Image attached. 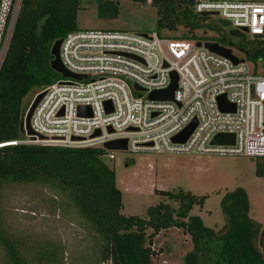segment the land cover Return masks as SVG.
Wrapping results in <instances>:
<instances>
[{
    "label": "built area",
    "instance_id": "obj_1",
    "mask_svg": "<svg viewBox=\"0 0 264 264\" xmlns=\"http://www.w3.org/2000/svg\"><path fill=\"white\" fill-rule=\"evenodd\" d=\"M21 2L0 0V69ZM191 7L226 21L232 29L264 36V0H192ZM231 51L237 62L193 37L76 27L61 37L59 55L67 69L85 76L61 75L37 88L23 114L24 119L42 93L29 118L33 133H27L23 123L21 137L0 145L101 146L103 159L113 158L115 150L264 156V73ZM171 71L178 76L173 98H149L151 90L169 85ZM231 103L234 109L227 107ZM80 105L84 112H79ZM191 122L195 124L185 140H174ZM218 132L233 133L234 141L212 142ZM118 138H126V149L103 146Z\"/></svg>",
    "mask_w": 264,
    "mask_h": 264
},
{
    "label": "trees",
    "instance_id": "obj_2",
    "mask_svg": "<svg viewBox=\"0 0 264 264\" xmlns=\"http://www.w3.org/2000/svg\"><path fill=\"white\" fill-rule=\"evenodd\" d=\"M148 1L157 8L160 28L175 29L179 23L188 27L187 32L169 36L201 39L204 33L195 28L220 26L217 20L208 21L209 14L193 12L192 0ZM78 8L79 0H22L0 69V142L23 135L24 96L61 76L51 66V46L77 27ZM118 11V0L97 3L99 17L113 18ZM221 21L225 29L227 23ZM240 49L247 59H264V36L247 38ZM103 151L101 146L0 145V203L4 186L31 183L51 190L59 212L75 220L88 237L85 246L73 253L72 264H152L150 237L171 226L182 227L190 235L192 248L185 254L188 264H264V249L259 245L264 226L250 215L243 187L223 193L220 205L226 219L219 229L189 213L204 197L181 189L162 190L179 200L176 208L160 201L147 208V217L126 215L121 212L122 192L115 171L101 156ZM1 220L0 214V264H64L66 256L58 240L11 233ZM148 228L152 229L149 233Z\"/></svg>",
    "mask_w": 264,
    "mask_h": 264
},
{
    "label": "rangeland",
    "instance_id": "obj_3",
    "mask_svg": "<svg viewBox=\"0 0 264 264\" xmlns=\"http://www.w3.org/2000/svg\"><path fill=\"white\" fill-rule=\"evenodd\" d=\"M98 1L79 0L77 27H116L157 31L160 35L188 31V27L181 23L175 29L160 28L157 25V8L148 0H118L119 11L113 18L98 16ZM213 19L220 26L194 29L197 33H204L201 40H215L231 47L235 53L244 56L256 71L264 73V59H247L240 49L252 36L248 33L244 36L232 34L229 25L222 29L223 24L221 26L218 17L208 16V21ZM37 88H32L24 96V105L28 104ZM114 154L113 158L107 157L105 161L115 171L116 183L122 192L121 212L126 215L147 217V208L160 201L176 208L179 200L167 196L162 190L181 189L204 197L202 203L192 205L189 213L200 215L206 225L219 229L226 219L220 205L223 193L241 186L249 198L250 215L264 226V156L164 151L132 153L128 150H115ZM1 193L0 214L6 229L31 239L58 240L66 256L64 264H72L73 253L85 246L88 237L75 220L59 212L52 200L53 192L42 185L29 183L4 186ZM56 212L64 218H59ZM150 231L152 229L148 228L147 233ZM150 241L154 250L152 264H188L185 254L192 248V241L182 227L162 228L150 237ZM259 245L264 249V232L259 237ZM101 264L111 262L103 261Z\"/></svg>",
    "mask_w": 264,
    "mask_h": 264
},
{
    "label": "water",
    "instance_id": "obj_4",
    "mask_svg": "<svg viewBox=\"0 0 264 264\" xmlns=\"http://www.w3.org/2000/svg\"><path fill=\"white\" fill-rule=\"evenodd\" d=\"M205 12L206 11H204V13ZM230 32L232 34H236V35H240V36L245 35V32L240 31V30L235 29V28L230 29ZM253 36H260V34L255 33ZM60 42H61V37L55 39L52 43V46H51V53L53 55V58L51 59L52 68L64 76H73V77H77V78L84 77L85 76L84 74L74 73V72L70 71L69 69H67L66 66L62 63V61L60 59V55H59ZM198 44H200V41H198ZM205 45L208 48H210L211 50L217 51L219 53H222L224 55L231 57L235 62H237L239 60V58L232 53L231 47L223 45V44L219 43L218 41L206 40ZM177 77H178L177 73L175 71H171V80H170L169 85L166 86L165 88H162V89L151 90L148 94V97L153 98V99H172L173 98V91L176 87ZM135 87L139 88V86L137 84H135ZM41 95H42V93H39L36 95V97L31 102L30 106L28 107V109L25 113L24 119H22V121H21V129L23 130V123H24L27 133H33L32 129L30 127L29 118H30L33 107L35 106L36 102L39 100ZM219 104L222 108L226 107V102L224 100L223 95L222 96L220 95V97H219ZM227 107L234 109V104L231 103V104L227 105ZM84 109H85L84 105L79 106V112H84ZM194 124H195L194 122L189 123L182 131L175 134L173 136V139L178 140V141L185 140V138L188 136V134L192 130ZM97 133H99L98 129L93 134H97ZM233 141H234V134L231 132H218L212 138V142H216V143H232ZM103 146L107 149H126L127 148L126 138H118V139H112V140L105 141L103 143Z\"/></svg>",
    "mask_w": 264,
    "mask_h": 264
},
{
    "label": "clouds",
    "instance_id": "obj_5",
    "mask_svg": "<svg viewBox=\"0 0 264 264\" xmlns=\"http://www.w3.org/2000/svg\"><path fill=\"white\" fill-rule=\"evenodd\" d=\"M5 144H8V143H5Z\"/></svg>",
    "mask_w": 264,
    "mask_h": 264
}]
</instances>
